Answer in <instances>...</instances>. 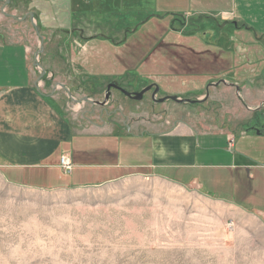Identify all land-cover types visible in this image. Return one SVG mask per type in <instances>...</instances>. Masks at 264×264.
Listing matches in <instances>:
<instances>
[{
    "label": "rangeland",
    "instance_id": "obj_1",
    "mask_svg": "<svg viewBox=\"0 0 264 264\" xmlns=\"http://www.w3.org/2000/svg\"><path fill=\"white\" fill-rule=\"evenodd\" d=\"M225 5L0 0V45L27 48L35 79L45 72V93L62 99L81 128L164 130L184 116L176 102H157L173 96L203 104L237 135L264 115V25L221 21L214 15ZM197 8L211 13L186 15ZM110 83L128 93L152 88L140 101L112 88L106 101ZM262 189L261 197L235 199L264 211ZM0 264H264V214L156 177L40 190L8 184L0 173Z\"/></svg>",
    "mask_w": 264,
    "mask_h": 264
},
{
    "label": "crops",
    "instance_id": "obj_2",
    "mask_svg": "<svg viewBox=\"0 0 264 264\" xmlns=\"http://www.w3.org/2000/svg\"><path fill=\"white\" fill-rule=\"evenodd\" d=\"M225 4L214 15L221 21L264 25V0H225ZM209 13L197 8L186 15ZM28 60L25 46L0 45V173L8 184L53 190L156 177L222 204L264 214L235 199L241 193L251 198L262 195L264 144H256L250 135L264 137L263 114L257 116L256 125L237 135L221 115L214 116L197 103H177L184 116L164 130L123 125L124 130L106 122H88L81 128L62 99L52 91L45 93V72L35 79ZM240 141L246 145L240 146ZM254 149L258 150L250 152ZM62 157L71 163L70 173L62 169Z\"/></svg>",
    "mask_w": 264,
    "mask_h": 264
},
{
    "label": "water",
    "instance_id": "obj_3",
    "mask_svg": "<svg viewBox=\"0 0 264 264\" xmlns=\"http://www.w3.org/2000/svg\"><path fill=\"white\" fill-rule=\"evenodd\" d=\"M43 74H44V71H42V74H41V76H43ZM218 85V84H217ZM216 85V86H217ZM116 89V90H118L119 92H121L124 96H126V97H128V98H130V99H133V100H135V101H140L142 98H143V95H144V93L145 92H147V91H149L151 88H152V86H149V87H147V88H145V89H143L142 91H140V92H138V93H128V92H126L124 89H122V88H120L119 86H117V85H115V84H113V83H110V84H108V86H107V91H106V94H105V100L107 101L108 99H109V96H110V90L111 89ZM156 92H158V88H157V86H155V91H154V93H153V95H155V93ZM207 93V92H206ZM153 97V96H152ZM167 99H169V100H171V101H174V102H176V103H178V104H183V103H187V104H195V103H198V101H189V100H178V99H176L175 97H165V98H162L161 100H159V101H157V102H160V103H162V102H164L165 100H167ZM155 101V100H154Z\"/></svg>",
    "mask_w": 264,
    "mask_h": 264
},
{
    "label": "built area",
    "instance_id": "obj_4",
    "mask_svg": "<svg viewBox=\"0 0 264 264\" xmlns=\"http://www.w3.org/2000/svg\"><path fill=\"white\" fill-rule=\"evenodd\" d=\"M60 165L65 173H70L71 171V163L65 158L62 157L60 160Z\"/></svg>",
    "mask_w": 264,
    "mask_h": 264
},
{
    "label": "flooded vegetation",
    "instance_id": "obj_5",
    "mask_svg": "<svg viewBox=\"0 0 264 264\" xmlns=\"http://www.w3.org/2000/svg\"><path fill=\"white\" fill-rule=\"evenodd\" d=\"M155 88V87H154Z\"/></svg>",
    "mask_w": 264,
    "mask_h": 264
}]
</instances>
